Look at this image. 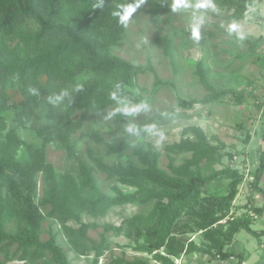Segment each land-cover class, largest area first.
<instances>
[{
    "label": "trees",
    "instance_id": "trees-1",
    "mask_svg": "<svg viewBox=\"0 0 264 264\" xmlns=\"http://www.w3.org/2000/svg\"><path fill=\"white\" fill-rule=\"evenodd\" d=\"M174 0H0V250L8 253L16 248L19 261H39L50 256L53 264H69L65 251L57 244V236L50 232L46 242L41 240V227L46 219L40 205L35 201L37 176L43 173L50 184L44 206H50L47 218L56 219L64 226L71 247L80 255L93 253L94 263L99 264L104 254L111 250L107 235L111 231L124 233L136 244L134 250L153 255L162 264H174L182 254L205 253L211 261L235 260L244 264V254L232 253L235 236L245 230L249 234L264 237V230L257 232L245 219H229L228 229L218 224V213L228 211L236 200L242 175L239 170L221 164L232 154L222 147L212 145L206 132L197 126L187 127L183 139L166 146L169 172L160 166L158 150L138 145L127 161L112 165L100 157L94 159L97 169L107 180L132 189L124 192L115 187V195L102 192L94 177V168H82L79 182L65 176L59 181L57 173L45 158L44 151L28 146L29 162L24 166L17 158L23 142L15 129H9L5 113L16 109L15 120L20 126L32 123L38 136L46 146L55 141L66 143L79 131L90 112L104 113L110 106L121 101L140 102L133 81V66L110 54L112 45H120L124 37L125 21L122 16L128 6L141 4L149 7L152 23L158 16L169 11ZM255 0H222V5L234 9L240 19L253 6ZM107 3V7L103 8ZM119 13L120 15H117ZM157 43L166 55L171 42L158 35ZM258 42L250 44L255 51ZM206 91L201 100L179 99V106L188 110L197 104L207 105L231 95L239 105L245 97L232 89L218 90L211 82L210 70L199 62L195 71ZM83 74L93 78L82 85L76 81ZM20 84L23 97L22 108L7 93L10 83ZM161 84L156 82L155 87ZM68 88V89H67ZM71 89V90H69ZM48 108L51 123H40L38 108ZM61 109V110H60ZM82 111L77 121L71 117ZM124 119V116H122ZM65 125L61 128L60 124ZM150 123L137 127L141 136ZM129 143L110 148V152L122 154ZM190 154L181 165H176L172 156ZM132 158H135L134 161ZM264 175V152L260 166L255 172V185ZM218 179L230 180L228 193L219 200L208 198L201 202L208 186ZM8 186L9 193L5 187ZM261 191V190H260ZM264 195V191H262ZM15 199V201H14ZM153 205L147 215H136L127 219L123 226H108L99 243L91 242L89 230L95 225L85 224L81 215L88 212L99 216L115 206ZM191 216L194 223L183 221ZM17 219L22 224L16 233L6 231V226ZM69 221L79 223L78 228L67 226ZM200 231L204 241L197 245L185 242L182 237ZM91 242V246L89 243ZM164 253L165 255H163ZM109 264H146L143 261H128L124 257L114 258ZM216 264V263H214Z\"/></svg>",
    "mask_w": 264,
    "mask_h": 264
},
{
    "label": "rangeland",
    "instance_id": "rangeland-1",
    "mask_svg": "<svg viewBox=\"0 0 264 264\" xmlns=\"http://www.w3.org/2000/svg\"><path fill=\"white\" fill-rule=\"evenodd\" d=\"M221 1L174 0L169 11L158 16L157 23L150 21L148 5L141 4L132 8L134 10L125 21L121 44L112 45L109 51L111 55L132 64L135 91L140 102L125 100L110 106L102 114L90 112L83 127L71 135L66 143L55 141L46 146L32 123L18 125L15 120L17 110L9 109L5 113L8 128L15 129L23 142L16 159L25 166L30 160L28 146L41 148L46 161L55 169L59 181H64L65 176H68L79 182L82 168L93 167L94 177L102 192L114 196L116 186L124 192L130 193L133 190L116 181L107 180L106 175L97 169L95 158L100 157L109 165L120 160L127 161L133 149L142 145L158 150L161 154V168L170 173L166 146L181 141L187 127L197 126L206 132L212 145H218L232 154V159L226 157L221 164H215V168L237 169L243 178L236 200L228 211L218 213L221 218L218 224L226 231L229 219H245L253 230L263 231L264 175L258 188L255 185V172L264 152V0H255L240 19L235 18L234 9L222 5ZM107 5L105 3L103 8ZM158 35L170 40L169 55L157 43ZM252 42H258L255 51L250 49L249 43ZM201 61L210 70L211 82L218 90L232 89L244 95L246 102L239 105L229 95L220 101L207 105L197 104L188 110L180 107L179 99L199 101L206 95L195 73L196 66ZM92 78V74H83L77 79L76 85H82ZM158 81L161 84L155 87ZM7 93L17 107L22 108L23 97L19 82L10 83ZM37 110L40 123H51L45 104L42 103ZM81 114L82 111H78L71 117V121H77ZM59 122H62L59 127L63 128L65 122ZM148 123L152 124L151 128L138 136L137 127ZM124 142L129 143L130 149L122 154L110 152V148ZM172 156L178 166L190 158V154ZM132 159L136 161L135 158ZM229 183L230 180L227 179L211 183L201 202L203 199L206 202L208 198H216L215 204L218 206L219 200L228 193ZM5 189L7 192L8 186ZM49 189V182L40 173L37 176L35 201L46 216L41 227V240H49L52 232L57 236V244L65 251L69 264H93V253L87 256L78 254L71 247L60 221L47 218L51 207L44 206L43 201ZM152 207L153 205L132 204L115 206L99 216L84 212L81 221L96 226L89 230L88 236L91 242L99 243L106 227L119 228L133 216L147 215ZM183 219L192 224L195 221L188 215ZM21 225L19 220L14 219L6 226V231L14 234ZM67 226L78 228L80 225L69 221ZM107 238L111 250L104 254L99 264H109L117 257H124L131 262L162 264L153 255L134 250L136 244L127 239L124 233L118 235L111 231ZM182 239L187 243L193 241L197 245L204 241L200 231L186 234ZM229 250L235 254H244V264H264V237L257 238L241 230ZM15 251V247L8 253L0 250V264H53L50 256L36 262L19 261L18 256H14ZM172 260L174 264L235 263L234 259L213 263L210 256L202 252L182 254L179 259Z\"/></svg>",
    "mask_w": 264,
    "mask_h": 264
},
{
    "label": "clouds",
    "instance_id": "clouds-1",
    "mask_svg": "<svg viewBox=\"0 0 264 264\" xmlns=\"http://www.w3.org/2000/svg\"><path fill=\"white\" fill-rule=\"evenodd\" d=\"M200 6L203 7L204 5H200ZM132 10H134V9H132L131 6H128L125 9V14L122 16V20L126 21L129 18V15H130V13H131ZM117 15H120V14L117 13Z\"/></svg>",
    "mask_w": 264,
    "mask_h": 264
}]
</instances>
